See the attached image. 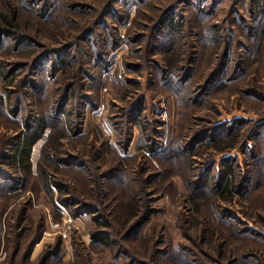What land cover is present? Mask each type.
Instances as JSON below:
<instances>
[{"label":"rangeland","instance_id":"rangeland-1","mask_svg":"<svg viewBox=\"0 0 264 264\" xmlns=\"http://www.w3.org/2000/svg\"><path fill=\"white\" fill-rule=\"evenodd\" d=\"M13 10L35 45L0 47V264H264V0Z\"/></svg>","mask_w":264,"mask_h":264},{"label":"trees","instance_id":"trees-1","mask_svg":"<svg viewBox=\"0 0 264 264\" xmlns=\"http://www.w3.org/2000/svg\"><path fill=\"white\" fill-rule=\"evenodd\" d=\"M22 10L26 13L35 15V12L30 11L28 9V6H26V5L25 6L23 5ZM12 12L13 13H12L11 19L4 17L5 24H6L5 26H2L0 23V47L2 48L4 43H5V39L10 38L11 36L18 37V39L23 44L28 43L27 45L34 46L35 44L32 41V38L30 37V35L24 34L21 31V29L19 28L18 24L15 22V20L18 16L17 10H13ZM39 17L44 18V15H43V17L42 16H39ZM164 17H165L164 22L161 20L160 24L156 25V29H158V31H159L161 29V27H163L162 33H164V35L166 34L165 40H162L163 46L166 47V45H167V47H168L167 49H170L171 47H173V45H172L173 43L171 41L175 37L174 35L176 34V32H178V29H177L178 23L176 22V20L174 18H171V14H169L168 12L166 15H164ZM88 31H89L88 33L92 32L91 29H89ZM154 31H155V28H154ZM55 51L56 50H50V49L47 50V52H45V54L42 56L40 61L43 62L50 57L52 58L54 55L53 53H55ZM22 52H24V51L22 50ZM165 52H167V51L165 50ZM41 62H37L36 67H38ZM0 72H1V74H4L2 67H0ZM68 100H69V96H67L66 101H68ZM63 110H62V112H59V113L57 112L58 114L57 113L56 114L59 116H62ZM37 123L38 124L35 126V128H32L33 130L30 129L28 132L25 133V135H24L25 140H24L23 144L22 145L20 144V146L18 147L20 149V151H18L20 154V158H18L19 159L18 163H19L20 167L22 168V170L26 174L30 173V167H31L30 166V156H31L32 147L36 144L37 141H39L42 138L46 129L50 128V125L48 124L47 119H45V118L43 120H39ZM10 157L11 156H8V153L6 151H4L0 155V161H2V160L7 161V160L11 159ZM53 159L51 160L52 164L56 163L55 162L56 160L55 159L53 160ZM16 160H17L16 158H13L12 164L15 163ZM226 189H227L226 192H229V191H230V193L232 192L231 186L229 184L226 185ZM147 219H148V216L146 215V217L143 218V220H140L138 222V225L143 224V222L146 221Z\"/></svg>","mask_w":264,"mask_h":264}]
</instances>
